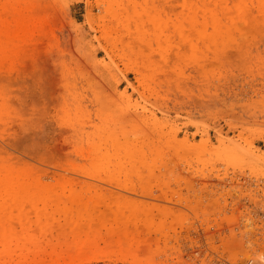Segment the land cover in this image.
Returning <instances> with one entry per match:
<instances>
[{
  "label": "rangeland",
  "instance_id": "374dc122",
  "mask_svg": "<svg viewBox=\"0 0 264 264\" xmlns=\"http://www.w3.org/2000/svg\"><path fill=\"white\" fill-rule=\"evenodd\" d=\"M262 242L264 0H0V264Z\"/></svg>",
  "mask_w": 264,
  "mask_h": 264
},
{
  "label": "bare ground",
  "instance_id": "6f19581e",
  "mask_svg": "<svg viewBox=\"0 0 264 264\" xmlns=\"http://www.w3.org/2000/svg\"><path fill=\"white\" fill-rule=\"evenodd\" d=\"M209 12H210V11H209ZM214 13H215V12H213V15H214V16L211 15V16H209V17H212V18H213V22L215 23L216 26H219L220 19L218 18L217 14L215 15ZM208 15H209V13H208ZM208 15H207V18H208ZM22 16H23V15H22ZM50 153H51V152H50ZM45 154H46V155H44V157H45V156H48L49 153H46V152H45ZM51 154H52V153H51ZM49 156H50V155H49ZM54 156H55V155H54ZM44 157H43V158H44ZM45 158H46V157H45ZM47 160H48V159H47ZM19 161H20V160H19ZM49 162H50V161H49ZM24 163H25V162H24ZM47 164H48V162H47ZM58 166H60V165H58ZM61 166H62V165H61ZM30 168H31V167H30ZM63 168H65V167H63ZM47 170H48V169H47ZM69 170H70V169H69ZM38 171H39V170H38ZM45 171H46V170H45ZM65 171H66V170H65ZM82 171H83V170H82ZM77 172H78V171H77ZM80 172H81V171H80ZM88 174H89V172H88ZM98 174L100 175V173H98ZM58 175H59V174H58ZM93 175H94V174H93ZM91 176H92V175H91ZM88 177H89V176H88ZM71 178H72V177H71ZM100 179H102V178H100ZM106 179H107V178H106ZM103 180H104V179H103ZM66 182H67V181H66ZM124 186H125V184L123 185V187H124ZM120 187H121V186H120ZM124 188H129V189H130V187H128V186H127V187L125 186ZM172 197H174V196H172ZM169 199H170V198H169ZM171 199H172V198H171ZM174 200H175V199H174ZM179 200H180V199H179ZM169 201H171V200H169ZM176 201H177V200H176ZM176 201H175V202H176ZM189 204H190V203H189ZM99 211H100V210H99ZM101 212L103 213V211H100V213H101ZM104 212H105V210H104ZM102 213L99 214L98 217L101 218V215H104V214H102ZM96 214H97V213H96ZM94 215H95V214H94ZM91 217H92V216H91ZM92 219H93V218H92ZM89 221L91 222L90 219H89ZM92 223L94 224V221H92ZM92 223H91L90 226L88 225L90 228L92 227ZM86 224H87V223H86ZM86 224H85V225H86ZM78 226H80V225H78ZM93 226H94V225H93ZM83 227H84V226H83ZM83 227H82V229H84ZM76 230H77L78 232L81 231V230L79 229V227H77ZM84 230H85V229H84ZM86 230H87V229H86ZM89 230H93V229L91 228V229H89ZM81 232H82V231H81ZM81 242L84 243V241H81ZM81 242H80L79 245L82 246V243H81ZM140 263H141V262H140Z\"/></svg>",
  "mask_w": 264,
  "mask_h": 264
},
{
  "label": "built area",
  "instance_id": "2783aa9c",
  "mask_svg": "<svg viewBox=\"0 0 264 264\" xmlns=\"http://www.w3.org/2000/svg\"><path fill=\"white\" fill-rule=\"evenodd\" d=\"M262 243H263V244H262ZM262 243H258V244H262V245H264V242H262ZM252 263H253L252 260H250V261L247 262V264H252Z\"/></svg>",
  "mask_w": 264,
  "mask_h": 264
}]
</instances>
